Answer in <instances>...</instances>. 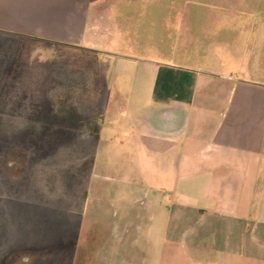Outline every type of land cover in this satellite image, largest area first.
Wrapping results in <instances>:
<instances>
[{"label": "crops", "instance_id": "1", "mask_svg": "<svg viewBox=\"0 0 264 264\" xmlns=\"http://www.w3.org/2000/svg\"><path fill=\"white\" fill-rule=\"evenodd\" d=\"M5 4L0 15L29 32L0 57V99L13 106L0 125L47 127L27 141L92 143L93 159L91 178L70 186L32 169L56 145L23 167L0 150V264H264V55L226 71L217 56L166 66L131 54L147 51L146 14L164 0ZM126 143L145 194L128 186L129 198L104 197L95 170L104 156L126 173L111 158ZM138 202L157 207L140 242Z\"/></svg>", "mask_w": 264, "mask_h": 264}, {"label": "rangeland", "instance_id": "2", "mask_svg": "<svg viewBox=\"0 0 264 264\" xmlns=\"http://www.w3.org/2000/svg\"><path fill=\"white\" fill-rule=\"evenodd\" d=\"M7 0H0V10L3 11ZM178 17H185L190 21V29L179 30L174 28ZM147 19V42L146 47L129 46L131 54L147 56L149 59L160 62L166 66L175 63L186 62L188 64L203 63L206 56L218 57L223 60L222 70L229 71L243 68L247 60L253 54L264 55V0H164V7L157 10L152 9L146 14ZM145 27V24H143ZM0 57L10 54L14 48L13 37L15 32L28 33L29 29L14 22L11 14L0 15ZM245 61L240 66L237 60ZM201 59V60H200ZM21 102V101H16ZM16 103L17 107H24V103ZM10 106V107H9ZM8 101L0 99V121L7 118L5 115L12 108ZM2 119V120H1ZM81 120V119H80ZM59 129L60 127H53ZM47 129L45 126L36 125H0V150L6 151L4 160L15 161L17 166L23 167L27 164L30 156L40 150L50 149L53 146L55 153L47 154V158H37L33 170L41 179L50 183L64 182L72 184H85L91 178L92 169V143L89 142H52V141H27L24 133H42ZM61 131V130H59ZM58 131V132H59ZM9 134H21L19 140L4 141L2 136ZM25 135V136H24ZM45 137V136H44ZM42 137V138H44ZM118 143V142H117ZM121 143V142H120ZM126 146L128 147L126 149ZM121 151L112 153V160L118 161L121 166L126 165L127 172L120 168H110L104 156L100 158L102 165L95 170L94 181L108 187L109 192L104 197L110 198L116 192H121L118 197L129 198L125 194V187L132 186L134 194L144 195L147 184L138 179L137 166L133 145L126 143ZM130 150V151H128ZM128 151V152H126ZM62 152L65 156L60 158L57 154ZM83 152V155H81ZM126 152V154H125ZM81 153V154H80ZM125 154V155H124ZM47 161H64L61 166L42 164ZM124 169V168H123ZM62 176V177H61ZM204 176H200L202 179ZM151 186V185H150ZM148 188H151V187ZM155 185L152 189L156 192ZM125 190V191H124ZM201 191H198L200 194ZM111 193V194H110ZM119 194V193H118ZM177 198H181L175 194ZM196 198L198 196L194 195ZM189 200H195L189 198ZM141 203L133 204V211L138 212L141 226L134 229L140 242L141 232L145 231V223L149 213L155 212L157 207L141 211ZM154 210V211H153ZM160 212L155 221H160ZM155 214V213H154ZM152 221V220H150ZM152 224V222H150Z\"/></svg>", "mask_w": 264, "mask_h": 264}]
</instances>
